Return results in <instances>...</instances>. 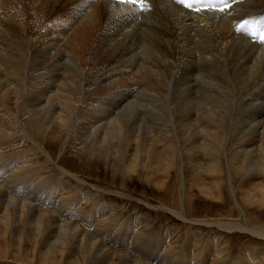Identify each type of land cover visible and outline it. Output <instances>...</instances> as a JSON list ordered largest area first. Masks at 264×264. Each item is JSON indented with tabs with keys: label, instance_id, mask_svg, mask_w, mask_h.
Returning <instances> with one entry per match:
<instances>
[{
	"label": "bare ground",
	"instance_id": "1",
	"mask_svg": "<svg viewBox=\"0 0 264 264\" xmlns=\"http://www.w3.org/2000/svg\"><path fill=\"white\" fill-rule=\"evenodd\" d=\"M193 2L0 0V264L144 263L131 255L150 264H219L208 256L221 255V239L192 257L199 236L188 234L185 254L149 255L154 241L113 231L101 221L113 208L90 200L102 190L82 191L87 177L60 161L50 168L52 146L61 144L64 154L73 143L74 159L83 156L89 168L109 162L123 191L135 176L167 195L147 207L264 239L263 227L223 218L234 206L264 207V0ZM191 192L221 201L219 219L188 218ZM60 193L73 195L56 201ZM261 252L246 249L252 261Z\"/></svg>",
	"mask_w": 264,
	"mask_h": 264
},
{
	"label": "rangeland",
	"instance_id": "2",
	"mask_svg": "<svg viewBox=\"0 0 264 264\" xmlns=\"http://www.w3.org/2000/svg\"><path fill=\"white\" fill-rule=\"evenodd\" d=\"M19 139H21V138L19 137L15 140H11V142L14 143L16 140H19ZM17 145H19V146H16V148H18V147L20 148V147L24 146L25 144L21 143V144H17ZM26 145L29 146V144H26ZM61 146H62V144H61ZM61 146L60 147L59 146H54V147L52 146V149H55V148L56 149L52 150L53 151L52 153H54L53 155H55V156H53L54 157L53 162L50 163L51 164L50 168L51 167L55 168L54 165L60 161V163H61L60 166L62 165V167H65V169L67 171H70V173H74V175L75 174L76 175L77 174L82 175L84 178L87 177V179H86V182H88V184L86 185L87 187L81 188L82 191H85L87 193H89V192L93 193V191L89 185H95L96 187H99L103 192L101 194L102 197L98 196V198H93L90 200L93 202L96 201L97 205H103L106 209L108 207H109V209L113 208V212L111 213L112 215L107 214L108 213V211H107L105 213V215L102 216L101 221L105 222L108 225H110V223L112 222L111 226H113L112 228H114L113 231H118V233L121 231L120 233L125 232V233H130L132 235L136 234L138 236L144 237L143 239L147 238L151 241H154V244L151 247L153 249V251L149 252V255H153L154 250L160 251V253L169 252V254H172L175 252L176 254L179 253L180 255L182 253L185 254V252H183V251H185V246L183 247V244L185 243V241L189 237V235L192 234V235H198L199 236V238H196L194 240V246L195 247L192 245L191 248L187 250L188 254H190V255L193 254L192 257H195V255L197 256L205 246H209V248L207 249V250H209L211 247L210 245L212 243H215V241H214L215 239H221L220 240L221 244L218 247V250L222 249L221 255L220 254L219 255L218 254H216V255L210 254V256H208V258H211V261L212 260H214V262L217 261L216 263H219V264H231V263L232 264H250V263L255 264L256 262L258 264H260V263L264 264V239L253 236L249 232H242V231L224 232V231H221V230H218L215 228H210V227H207L204 225L202 226L200 224L191 225V224H188L186 222L181 221L177 217H174L172 214H170L166 211H163L162 209H156V208H153L150 206L147 207L148 205H146V203L158 208V205H159L158 202L159 201L163 202V199L167 198V195L157 194L158 189H155L153 187V185H150V186H149V184L146 185L145 183H143L141 180H139L135 176L131 177V181L125 183L126 188L123 191L121 186H123L124 181L122 180L120 174L115 175L112 172L111 164L109 162H104L103 160H97L89 168L87 163H85L83 161L84 160L83 156H82V158L80 156H76V158L74 159L76 147L73 145V143L71 144V146H68L65 149L64 154H62L64 147L63 146L61 147ZM77 157L78 158L80 157V160H82L83 163L79 162V160H77ZM38 160L41 161L42 158H39ZM67 160L69 163L66 162ZM73 163H74V165H73ZM104 163H106L107 165ZM80 164H82L83 167ZM78 167L80 168V170H78ZM50 168L44 170V172L41 174V178H44L45 176H49L51 174ZM56 177H57V174H56V176H53L52 178H54V180H56L57 179ZM70 178L71 177H67V179H69V180H70ZM65 180L66 179H64L63 182H66ZM206 181H207V183H210V182H208L209 180H206ZM68 184H70L72 186L75 185L74 182H70V181ZM237 185L238 184L235 183L236 187H237ZM62 192H64V191H62ZM61 193L59 194V197H57L58 199L56 201L62 199L61 196L68 198V199H71V195H73V194H69V193H68L69 195H67V194L65 195V193H63L64 194L63 195ZM222 193H225V192L223 191ZM118 194H124L126 196L121 197ZM225 194H227V192ZM189 195L194 198L193 199L194 202L192 204V209H193L192 216L188 217V218H192L194 220H203V218L208 219V220H210V219L212 220V219H219V215H222L223 206H221V204H223V203L221 201H216V203H214L213 201H215V200L202 199L196 192H193V193L191 192V193H189ZM127 196H129V197H127ZM225 196H224V199H225L224 204L227 202L228 203L227 207H229L231 201H234V199L232 197H228V196L225 197ZM54 198L55 197H52L50 200L53 201ZM80 201H77V200L73 201V202L77 203V207L80 210L90 211L92 209L93 205H92L91 201H87V200H84L81 202ZM87 202L90 206L87 204ZM233 204L234 203L232 202V206L235 205V204L234 205ZM234 207L235 208L232 207L233 216L232 215L230 217L224 216L223 218H226V219L228 218V219H232V220L237 221V222H241L245 227L251 228V229L254 228L253 223L257 224L256 225L257 227L261 226L264 228V207H261V208H255L254 207V209L247 210L246 212H244V208L241 205H240V207L242 208L241 211L239 210V208L237 206H234ZM248 213L252 217V219L250 221L244 220L243 218L240 217L241 215L248 214ZM108 215H110V216H108ZM89 216L91 218L90 224L92 225L94 223V219H92L93 217L91 215H89ZM137 217L145 219L148 222L137 223V221H136ZM106 219H107V221H106ZM108 221H110V222H108ZM114 221H116V222H114ZM90 228H93V227L91 226ZM167 229L172 230V232L170 230L168 231ZM147 235H149V236H147ZM209 240H210V242H209ZM128 241H130V240L128 239L127 242ZM223 242H224V244H223ZM105 246H108V248L109 247L112 248L111 243H108V242L105 243ZM253 248H257V249L259 248L260 250L263 251V252H261L262 254H259L255 258L256 262L254 261L255 259L252 261V260H248V258H247L246 249L252 250ZM117 249L119 250V251H117V253H123V250L121 248L118 247ZM189 251H191V252H189ZM180 252H182V253H180ZM243 253H244V256H243ZM131 257L136 262L141 261V262H144L143 264H150L148 262V260L140 259L138 256H135L136 257L135 258L134 256L131 255ZM223 258H224V260H223ZM220 261H221V263H220ZM226 261H227V263H226ZM230 261H231V263H229ZM186 262H187V260H186Z\"/></svg>",
	"mask_w": 264,
	"mask_h": 264
},
{
	"label": "snow or ice",
	"instance_id": "3",
	"mask_svg": "<svg viewBox=\"0 0 264 264\" xmlns=\"http://www.w3.org/2000/svg\"><path fill=\"white\" fill-rule=\"evenodd\" d=\"M122 2H130V3H136L137 0H122ZM141 3H143V0H140ZM196 3L201 2V0H195ZM225 6H227V0H222ZM177 4H180L184 6L185 8H192L194 7V2L193 0H176ZM208 7H212V5H209ZM220 11L224 10V7L219 8Z\"/></svg>",
	"mask_w": 264,
	"mask_h": 264
}]
</instances>
